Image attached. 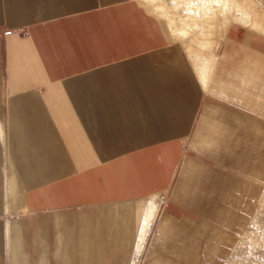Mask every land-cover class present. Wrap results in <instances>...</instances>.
Masks as SVG:
<instances>
[{"label": "crops", "instance_id": "0c3cea01", "mask_svg": "<svg viewBox=\"0 0 264 264\" xmlns=\"http://www.w3.org/2000/svg\"><path fill=\"white\" fill-rule=\"evenodd\" d=\"M159 18L0 0V264H131L162 193L144 264L228 263L264 195V118L206 92ZM246 84L226 93L250 103Z\"/></svg>", "mask_w": 264, "mask_h": 264}, {"label": "rangeland", "instance_id": "374dc122", "mask_svg": "<svg viewBox=\"0 0 264 264\" xmlns=\"http://www.w3.org/2000/svg\"><path fill=\"white\" fill-rule=\"evenodd\" d=\"M138 1L158 18L164 19L166 23L168 18L179 20L181 16H186L185 21L189 24L186 32L180 38L171 32L170 35L181 49L194 78L197 80V73L205 89L208 88L211 79L210 89L206 92L226 97L249 109L246 110L249 113L264 118V17L259 19L257 16L258 13L264 15V0H238L237 2L241 8L247 9L251 20L261 23L262 29L239 20L230 21L222 28L226 15L235 14L240 19L243 18L242 11L233 10L231 13L225 11L223 2H217V0H155L152 5L145 0ZM156 5L164 6L163 10L158 11ZM214 11L218 12V19L215 21ZM160 21L162 22L161 19ZM212 22L214 24L210 27ZM18 34L27 37L29 33L26 28H23L18 31ZM197 35L200 36L201 43L196 39ZM228 35L234 40L232 39L233 41L227 46ZM211 59H213L212 65L209 62ZM208 71L209 76L206 78L205 74ZM246 80L249 81L248 84ZM252 81L254 84H251L253 88L250 91L253 93L249 94L250 103L246 104L231 98L226 93L230 86L241 87L245 84L250 86ZM197 82L199 83L198 80ZM167 196V193L159 195L156 201L157 214ZM156 224L155 220L148 241L154 233ZM147 243L143 254L135 257L134 253L131 264L134 261V264H144L149 247ZM227 264H264V195L250 224L238 237Z\"/></svg>", "mask_w": 264, "mask_h": 264}, {"label": "bare ground", "instance_id": "6f19581e", "mask_svg": "<svg viewBox=\"0 0 264 264\" xmlns=\"http://www.w3.org/2000/svg\"><path fill=\"white\" fill-rule=\"evenodd\" d=\"M153 1H155V0H145V2L149 3V5H152ZM217 2H223V5L225 6L224 10L225 11L227 10L230 13L233 10H241L242 11V17L243 18H240V19L238 17H236L235 14L226 15L224 17V22H223L222 28H224L226 24L230 23V21L239 20V21H241V22H243L245 24L253 25V27H255L257 29H262L260 22L251 20L248 17L249 12L247 11L246 8H241L240 4L237 3L238 0H231V1H229V0H217ZM155 7H156V9L158 11H162L164 6L156 5ZM217 13L218 12L214 11V21L216 19H218V14ZM257 16H258L259 19L264 17L263 13H258ZM185 17L186 16H181L179 18V20L170 19V18H168V20H167V26H168L169 31L171 33H173L174 35L178 36L179 38L184 32H186L187 27L189 25L188 23H186ZM213 24H214V22H212L211 25H209V26L212 27ZM210 38H211V36H210ZM196 39L201 43L200 36L197 35ZM202 42L204 44H206L204 41H202ZM209 62L212 65L213 59H211V61H209ZM208 76H209V71L205 74L206 78ZM158 197H159V194H154L148 199V205H147V207L145 209L143 222H142V225H141V228H140V232H139V235H138L137 245H136V249H135V257H139L141 254H143V251L145 249L146 243L148 241L149 233H150V231L152 229L154 221L157 218L158 207L156 206V201H157ZM134 263H135V261L133 262V264Z\"/></svg>", "mask_w": 264, "mask_h": 264}]
</instances>
